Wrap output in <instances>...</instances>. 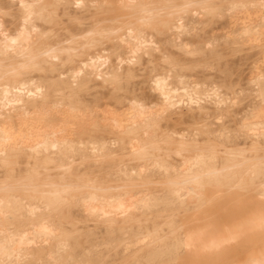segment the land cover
Masks as SVG:
<instances>
[{"label":"bare ground","instance_id":"bare-ground-1","mask_svg":"<svg viewBox=\"0 0 264 264\" xmlns=\"http://www.w3.org/2000/svg\"><path fill=\"white\" fill-rule=\"evenodd\" d=\"M7 1L18 19L0 33V264H107L110 251L118 248L134 250L130 264H221L243 240L250 244L246 254L230 264H264V0L199 4L204 11L197 13L219 12L226 19L221 34L205 43L188 38L195 27L181 19L173 28L170 44L183 55H203L204 47L214 51L224 42L252 58L247 87L237 93L224 83L185 74V67L156 45L152 17H138L102 52L83 49L93 47L96 37L81 48L62 45L61 51L44 42L52 32L41 24L53 21L50 8L61 3L84 8L85 0ZM112 54L125 59L126 66L109 65ZM142 55L152 99L139 92L109 111L115 136L73 138L75 119L81 124L90 119L86 112L76 116L69 111L70 86L78 81L90 86L97 74L117 84L111 74L130 72ZM200 66L213 69L209 62ZM53 71L63 75L44 74ZM242 101L246 107L238 111ZM161 120L175 122L162 125ZM161 127L166 130L158 132ZM117 150L128 155L113 164L117 170L101 174L106 185H93L88 172L81 174L85 179L71 178L74 168L90 165L83 161L116 159L111 153ZM22 167L29 178L16 177ZM40 168L53 169L56 176L34 179L42 174ZM215 203L218 212L228 214L245 203L250 209L235 216V222L219 225V213L211 207ZM179 209L189 212L188 223L130 225L136 230L130 236L124 226L111 225L119 217L170 216ZM75 215L104 227L79 226ZM78 248L81 253L75 252Z\"/></svg>","mask_w":264,"mask_h":264},{"label":"rangeland","instance_id":"rangeland-1","mask_svg":"<svg viewBox=\"0 0 264 264\" xmlns=\"http://www.w3.org/2000/svg\"><path fill=\"white\" fill-rule=\"evenodd\" d=\"M53 1V0H50ZM88 4L84 8H78L73 6H64L59 4L57 8L49 9V16L53 17V21L49 23L41 24L44 30L52 32V38L44 40V42L51 43L58 50L62 51V45H69V47L78 46L81 48L85 44L86 40L93 39L95 45L89 48H83L89 53H99L107 47H112L116 44V39L121 35L127 26L136 24L137 18L144 16L149 17L154 22L149 26L156 28L157 31L150 32L155 37V43L157 46H164L165 53L169 57H173L175 61L183 65L185 74L200 77L204 80L211 81L216 84H226L225 89L235 91H241L242 88L247 87V77L249 75V67L251 66L252 58L249 56L241 55L237 52L236 45L233 43H220L218 50L210 51L205 50L204 54L196 57H190L183 55V53L173 47L170 43L173 41V28L179 19L185 22V25L189 28H194L189 33L192 41L205 43L210 39L212 35L219 36L222 29L225 28V17L217 12L215 14H199L197 12L204 11L199 9V4L214 2L221 3L222 0H85ZM90 2H97L99 6H93ZM188 5H187V4ZM149 4L150 9L146 8V11L139 10V7ZM126 5H132L127 7ZM186 5V6H185ZM152 8V9H151ZM149 10V11H148ZM18 19L17 12L9 4L7 0H0V33L2 29H8L16 26ZM111 28V29H110ZM220 31V32H219ZM98 33H105L106 35L98 36ZM225 33V32H224ZM87 35H90L87 36ZM69 41V42H68ZM68 42V43H67ZM87 47V45H86ZM255 53V59L257 58L258 51L256 48L252 49ZM112 54L108 64L113 66L117 63L126 66L125 59L121 60L119 56ZM259 56V55H258ZM60 63L58 64L62 68V54L58 57ZM82 58L81 56L78 58ZM253 58V59H254ZM156 64L160 65L161 59L158 52L155 55ZM211 63L213 69L206 70L200 65L205 63ZM146 66V56L142 55L138 58V61L130 66V72L121 71L111 74L116 76L117 84H108L104 80L102 74L95 75L89 82L90 86H87L85 82L78 81L77 84L70 86V94L72 95L71 103L68 105L69 111L80 116L83 113L89 115L90 122L88 124H81L79 119H75L72 127L73 138L85 139L91 137L93 139H107L115 136V132L107 120L110 116L109 111L113 109L121 108L123 102L128 101L133 94L141 93L148 101L152 99L146 85L147 74L144 73ZM62 71L45 72V75L58 76ZM63 75V72H62ZM246 107V103H242L236 106L238 111H241ZM64 112V106H62V113ZM63 119V115H62ZM162 125L166 123L171 124L173 120H161ZM166 130L165 127L159 128L158 132ZM141 139L145 137L143 131L140 132ZM159 138H161L159 136ZM123 145H127L124 143ZM164 154L165 152H158ZM167 153V152H166ZM175 152H169L168 154L174 156ZM116 159H102L96 160L88 166H81L74 168V175L71 178L85 179V176L81 174L84 172L92 173L89 177L94 179L93 185H106L105 182H101L105 175H101L104 172H111L117 170L113 167V164L119 161L120 157L128 155V152L113 151L111 153ZM219 155L224 156L223 152H218ZM79 159L77 160V162ZM42 174L36 175L34 179L43 180L44 178L50 179L55 177L56 172L53 169H38ZM48 170V171H47ZM19 174L16 176L18 179H27L29 175L26 174L27 167L19 169ZM46 171V173H45ZM67 178V177H66ZM31 186V185H26ZM34 186V185H32ZM31 186V187H32ZM244 207H233V213L228 214L226 212H218L219 204L215 203L212 207L213 212L219 213L216 217L217 223L222 225L224 222L228 224L235 222V218L240 214H243L250 209V203H245ZM203 212V209L201 210ZM200 211V212H201ZM187 213L183 209L172 210L170 216H157V217H141V218H123L119 217L117 221L111 224L114 228L119 229L124 226L125 235L130 236L135 233V229L132 227H163L168 228L173 224H185L188 223L190 218L187 217ZM236 216V217H235ZM78 220L77 224L80 226H102L97 221H88L84 223L85 217L75 215ZM120 221V222H119ZM97 222V223H96ZM96 228V227H95ZM116 234H121V231L117 230ZM262 235H255L254 237L261 238ZM256 238V239H257ZM255 239V238H254ZM90 240H94L90 237ZM89 240V241H90ZM255 241V240H254ZM250 244H245L243 240L238 249L245 248ZM237 249V250H238ZM142 251V250H141ZM77 253H81L82 249L75 250ZM143 252V251H142ZM140 252L141 254H143ZM247 251L237 252L234 258H239L246 254ZM134 250H129L124 253L122 248L111 250L110 255L107 257V264H130ZM231 252L228 251V255ZM228 259V257H227ZM226 261V260H224ZM223 261V262H224ZM184 264V263H183Z\"/></svg>","mask_w":264,"mask_h":264},{"label":"crops","instance_id":"crops-1","mask_svg":"<svg viewBox=\"0 0 264 264\" xmlns=\"http://www.w3.org/2000/svg\"><path fill=\"white\" fill-rule=\"evenodd\" d=\"M240 251V253H241V251H247L245 248H240V250L238 249V250H235V251H233L232 253H230L229 254V256H228V259L226 260V261H224V262H222L221 264H230V262L232 263L236 258H234L235 257V255L237 254V252H239ZM244 256V255H243ZM242 257V256H241ZM240 258V257H239ZM204 262H200V260H199V262L197 263V264H203Z\"/></svg>","mask_w":264,"mask_h":264}]
</instances>
